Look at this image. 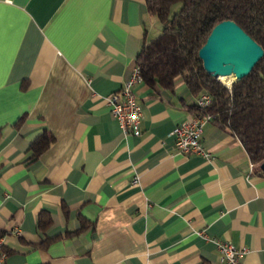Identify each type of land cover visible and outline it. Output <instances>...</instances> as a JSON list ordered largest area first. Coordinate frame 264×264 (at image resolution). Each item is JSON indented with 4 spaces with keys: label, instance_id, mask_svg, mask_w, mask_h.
I'll return each mask as SVG.
<instances>
[{
    "label": "crops",
    "instance_id": "obj_1",
    "mask_svg": "<svg viewBox=\"0 0 264 264\" xmlns=\"http://www.w3.org/2000/svg\"><path fill=\"white\" fill-rule=\"evenodd\" d=\"M161 28L145 0H0L3 264H227L213 237L264 264L259 164L212 117L209 159L175 147L198 93L180 77L173 89L136 83L139 134L110 112L105 96ZM43 132L53 139L34 156Z\"/></svg>",
    "mask_w": 264,
    "mask_h": 264
},
{
    "label": "trees",
    "instance_id": "obj_2",
    "mask_svg": "<svg viewBox=\"0 0 264 264\" xmlns=\"http://www.w3.org/2000/svg\"><path fill=\"white\" fill-rule=\"evenodd\" d=\"M145 4L162 28L136 56L142 79L150 86L173 89L180 77L191 93L208 92L210 104L189 103L188 110L210 114L220 128L240 140L249 159L259 164L264 159V0H145ZM224 19L234 20L263 48L252 69L230 87L207 73L198 56L212 27ZM52 139L46 132L37 136L30 144L33 155L45 150ZM49 222L48 214L41 213L40 226Z\"/></svg>",
    "mask_w": 264,
    "mask_h": 264
},
{
    "label": "built area",
    "instance_id": "obj_3",
    "mask_svg": "<svg viewBox=\"0 0 264 264\" xmlns=\"http://www.w3.org/2000/svg\"><path fill=\"white\" fill-rule=\"evenodd\" d=\"M141 80L140 68L136 64L124 79L120 89L105 96L110 112L119 122L121 128L128 129L134 134L140 133L139 123L142 116V108L136 99L134 85ZM195 101L198 106L204 107L211 103L212 97L208 92L200 91L196 95ZM209 118H211L210 114L195 113L190 119L178 123L173 128L174 144L179 152L199 153L207 159L211 157V153L204 149L201 140L203 124ZM256 164V162L251 161L252 167ZM136 181L137 177L134 178V182ZM212 240L215 242L221 261L227 264H243L242 258L247 251L246 247L236 246L229 240L214 237ZM6 255L0 239V264L4 263Z\"/></svg>",
    "mask_w": 264,
    "mask_h": 264
},
{
    "label": "water",
    "instance_id": "obj_4",
    "mask_svg": "<svg viewBox=\"0 0 264 264\" xmlns=\"http://www.w3.org/2000/svg\"><path fill=\"white\" fill-rule=\"evenodd\" d=\"M262 55V46L232 19L217 22L198 49L207 73L218 80L220 75H233L229 85L224 83L228 86L245 76ZM259 167L264 170V159Z\"/></svg>",
    "mask_w": 264,
    "mask_h": 264
},
{
    "label": "bare ground",
    "instance_id": "obj_5",
    "mask_svg": "<svg viewBox=\"0 0 264 264\" xmlns=\"http://www.w3.org/2000/svg\"><path fill=\"white\" fill-rule=\"evenodd\" d=\"M219 79L221 81H223V83L229 85L231 83V81L233 80V75H231V74L230 75H220Z\"/></svg>",
    "mask_w": 264,
    "mask_h": 264
},
{
    "label": "rangeland",
    "instance_id": "obj_6",
    "mask_svg": "<svg viewBox=\"0 0 264 264\" xmlns=\"http://www.w3.org/2000/svg\"><path fill=\"white\" fill-rule=\"evenodd\" d=\"M175 8H177V4L175 6H173L172 11L175 10ZM222 82V81H221ZM223 83V82H222ZM224 84V83H223ZM228 86V85H227Z\"/></svg>",
    "mask_w": 264,
    "mask_h": 264
}]
</instances>
